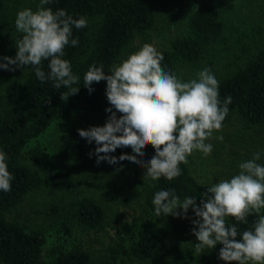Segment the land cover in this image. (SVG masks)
Here are the masks:
<instances>
[{
  "label": "trees",
  "instance_id": "trees-1",
  "mask_svg": "<svg viewBox=\"0 0 264 264\" xmlns=\"http://www.w3.org/2000/svg\"><path fill=\"white\" fill-rule=\"evenodd\" d=\"M39 4L40 0H0V58L16 55V40L22 35L15 26L17 13L24 9L36 11ZM45 7L53 11L65 9L74 19L85 17L88 21L84 28L73 26L70 39H78L79 43L66 46L62 57L79 77L73 87L80 90L65 101L61 95L69 89H57L51 80L40 81L31 66L17 67L15 71L0 69V151L7 154L6 163L12 175L11 191H0V264H127L130 261L174 264L162 249L167 237L179 234L183 216H175L179 223L163 214L158 217L152 201L157 191L174 190L181 201L194 197L200 203L207 186L192 174L188 162L180 164L181 175L171 181L164 177L146 178L140 195L141 210L133 214L130 232L118 234L102 253L88 246L62 247L58 242L46 249L45 228L31 227L11 218L39 190H76L78 195L72 209L80 229L105 234L113 226L118 215L113 218L112 205L84 189L78 190L77 179L67 165L71 153L87 142L78 130L87 128L73 127L60 135L55 142L54 160L41 144L28 149L26 145L54 121L68 120L77 113L97 114L106 123L111 115L106 111L111 107L106 97L107 82L94 83V90L89 92L84 86L86 72L95 64L103 66L108 74L124 52L132 49L135 37L145 36L156 24L154 0H53ZM177 9L178 27L168 45L157 49L164 57L162 67L184 82L191 75L196 78L203 69H210L219 82L221 105L227 97L232 99L223 125L235 119L245 134L242 143L254 148L264 145L261 133L264 132V0H179ZM48 63L42 62L46 74L50 71ZM144 151L145 156L138 159L147 162L155 155L151 145ZM259 151V147L255 149ZM122 154L133 155L130 147L117 148L110 155ZM245 154L244 160L248 161L249 148ZM261 158L257 163L264 165V157ZM104 162L107 173L140 170L146 174V168L128 160L114 165ZM136 200L135 195L126 193L119 202L126 207ZM60 206L51 204L46 216L55 217ZM257 219L255 214L247 218V223L226 218L228 225L235 224L241 234L254 230ZM222 247L216 245L218 252ZM181 264L190 263L186 259ZM222 264L227 262L222 260Z\"/></svg>",
  "mask_w": 264,
  "mask_h": 264
},
{
  "label": "clouds",
  "instance_id": "clouds-1",
  "mask_svg": "<svg viewBox=\"0 0 264 264\" xmlns=\"http://www.w3.org/2000/svg\"><path fill=\"white\" fill-rule=\"evenodd\" d=\"M52 2L40 0L36 11L24 9L17 13L15 26L22 34L16 40L17 52L14 58H0V69L15 71L31 66L40 81L51 80L55 88L69 89L61 95L67 101L80 88L73 87L79 77L73 74L70 62L62 59L64 49L79 43L78 39H70L73 26L81 29L88 21L85 17L74 19L65 9L45 7ZM163 59L155 46L145 43L111 74H106L103 66L89 67L84 86L91 92L94 83L106 81V97L111 105L106 109L111 115L104 126L78 130L89 144L97 145L94 153H89L97 157V164L128 160L146 168L145 178L171 181L181 175L180 164H186L194 151L211 154L213 146L206 141L222 129L231 97L221 105L219 82L210 69L184 82L165 71ZM45 60L49 61L47 74L42 70ZM148 145L155 149V155L145 162L138 158L145 156ZM121 147H130L133 155H110ZM260 158L261 153H254L251 160L239 164V174L207 186L199 204L194 197L181 201L174 190L157 191L152 201L156 216L188 218L191 208L196 217L192 232L198 251L214 249L219 243L223 245L219 258L227 264H264V165L257 163ZM6 160L7 154L0 151V191L10 192L12 175ZM253 214L258 217L254 230L242 234L226 220L232 217L247 223Z\"/></svg>",
  "mask_w": 264,
  "mask_h": 264
},
{
  "label": "rangeland",
  "instance_id": "rangeland-1",
  "mask_svg": "<svg viewBox=\"0 0 264 264\" xmlns=\"http://www.w3.org/2000/svg\"><path fill=\"white\" fill-rule=\"evenodd\" d=\"M178 2L179 0H154L155 27L145 36H136L131 44L132 49L126 50L113 68L120 65L131 53L135 52V49L139 50L145 43L152 44L156 49L168 45L170 36L178 27L176 24L179 15ZM185 4L189 5L188 2ZM110 72L108 74H111ZM192 79L194 77L191 75L189 81ZM105 124L104 120L97 114L77 113L68 120L54 121L51 127L42 135L32 138L26 146L28 149L39 143L44 146L49 157L54 160L57 152L55 142L60 135L73 127L89 129ZM261 133L264 134V132ZM244 135L240 123L235 119L223 125L221 130L214 131L212 137L206 141L213 146L211 154L205 156L197 150L188 157L187 161L192 174L203 184L210 186L220 180L230 179L231 176L239 174V164L246 161L244 158L247 157L245 153H247L248 148L251 154L248 155V160H251L254 153H257L255 149L258 147L261 157H264V145L259 144L257 148H254L248 143H242L241 139ZM96 147L95 142L89 144L87 141L83 147L71 153L67 165L77 179L78 190L84 189L85 192L100 197L105 203H110L113 218L115 215L118 217L113 226L108 227V232L105 234L84 231L76 225L72 209L73 200L78 195V191L39 190L30 195L23 206L11 215V218L31 227L45 228L48 237L46 249L58 242L62 244V247L71 248L81 245L88 246L99 253L105 252L107 246L113 243L118 234L130 232L132 216L141 210L143 199L140 195L146 181V174L140 170L124 174L113 171L107 173L105 162L97 164V157L95 155L90 157L89 155V153H94ZM126 193L135 195L137 200L131 206L125 207L119 201L120 196ZM51 204L61 205L55 217L46 216L49 214L48 210ZM168 216L171 220H175L174 215ZM195 218V214L190 208L188 218L182 219L179 234L177 237H167L162 251L174 264H181L186 259L189 260L190 264H222L216 247L214 249L204 248L200 251L196 249L195 241L197 238L192 232L194 227L192 220ZM175 221L179 223L180 220ZM174 242H178V244H174ZM127 264L143 263L130 261Z\"/></svg>",
  "mask_w": 264,
  "mask_h": 264
}]
</instances>
